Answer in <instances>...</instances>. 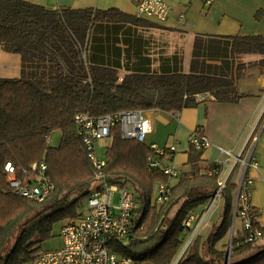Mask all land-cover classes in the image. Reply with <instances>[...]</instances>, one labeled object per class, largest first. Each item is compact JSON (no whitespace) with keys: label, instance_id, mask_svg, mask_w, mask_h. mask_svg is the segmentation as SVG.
<instances>
[{"label":"trees","instance_id":"trees-1","mask_svg":"<svg viewBox=\"0 0 264 264\" xmlns=\"http://www.w3.org/2000/svg\"><path fill=\"white\" fill-rule=\"evenodd\" d=\"M137 20L114 8L49 9L25 0H0V50L22 59L20 77H0V264L35 262L55 224L82 214L79 204L92 193L97 170L77 114L180 110L196 106L198 93L237 102L245 95L237 84L244 67L238 55L258 53L264 66V35L199 34L189 70L175 56L153 68L151 61L142 62L137 45L126 43L125 56L139 60L126 62L130 72L121 79L120 40L114 29L119 25L114 23ZM56 131L60 142L52 145L48 138ZM110 136L102 172L112 183L129 184L140 205L137 228L118 252L131 257V264H172L193 230L185 219L202 212L219 188V166L206 163L203 151L192 146L188 168L180 170L170 184L169 199L159 205L155 189L169 178L149 166L150 145L124 138L119 123ZM9 161L19 174L34 162H46L54 191L40 202L16 193L7 182ZM235 190V183L228 182L222 191L221 223L205 238L198 235L179 264H264V226L257 220L253 224L261 229V238L248 241V231L235 233L229 261Z\"/></svg>","mask_w":264,"mask_h":264},{"label":"crops","instance_id":"crops-1","mask_svg":"<svg viewBox=\"0 0 264 264\" xmlns=\"http://www.w3.org/2000/svg\"><path fill=\"white\" fill-rule=\"evenodd\" d=\"M25 1L40 4L49 9L89 8L108 10L114 8L118 9L123 14L140 18L141 20H137V22L114 23L119 25L115 26L114 29L118 30V40H120L118 46L121 52L118 59L120 60L119 74L121 79L126 73L130 72L126 67V62L128 60L138 62L139 60V57L136 58V56L130 55V53L125 56L124 49L127 47L126 43L137 45L138 48H136L141 53L140 57L142 62L145 64L146 60L151 61L153 68L159 67L166 58L175 56L180 58L183 69L189 70L195 38L199 34L221 37L264 35V0H212L210 3H208L207 0H169L172 6V13L170 18L164 23H158L151 20V18L138 17L135 6L136 0ZM181 13L185 14V23L179 21ZM122 18H124V16H122ZM125 39L127 41H125ZM139 45H141V47ZM245 54L258 53H243L240 54V56ZM138 66L142 65L138 63ZM237 84L240 93L245 94L237 102H219L213 98H208L203 101L196 98L198 102L196 106H190L180 110H145V115H147L146 112L150 114L147 115V117L151 120L153 126V131L149 134L152 135V137L149 141L146 140V143L149 145L155 143L165 146L177 142V150L167 155L164 161L165 163L170 162L177 165L180 170H185L188 168L190 149L193 146L189 139L190 133L196 127H202L213 142L212 146L203 151L202 158L206 163H216V160L221 156L219 148L221 146L232 150L234 154L238 155L248 146L252 135L257 132L256 130L264 116V75L253 77L248 74H240ZM241 86H245L249 88V90L241 89ZM51 139L52 135L48 138L50 144H52ZM251 147H253L254 155L259 163L258 169L251 167L249 168V172H247V174L254 179L252 206L255 209L257 222L260 223L259 225L264 226V122H262V125L259 127ZM100 159L106 162L105 157L104 159ZM229 172V167L224 168L220 178L227 177ZM240 175L241 166L238 165L228 177V182L235 183L236 185L233 211L237 199L236 195ZM178 177L171 179L170 182H176ZM99 182L100 181L96 178L93 190L98 188L100 185ZM159 184L160 183L157 184V192ZM122 185H126L132 189L129 184ZM155 197H153L154 200ZM212 197L205 205V209L202 212L196 211L191 213L198 217L205 215L201 227L193 238L194 240L198 235L205 234L207 236L213 225L219 224L222 221L221 213L214 221L205 223L213 206L219 199L215 200L214 204L210 206ZM220 198L223 199V196L221 195ZM139 206L138 203V207ZM137 215L139 216L140 213L137 212ZM234 220L235 211L233 212L231 231L228 235L230 243L229 248L230 246L232 247L234 234L244 231L243 226H241L240 229L235 227L236 221ZM186 250V244L184 243L172 264H179ZM228 258L230 261V256H228Z\"/></svg>","mask_w":264,"mask_h":264},{"label":"built area","instance_id":"built-area-1","mask_svg":"<svg viewBox=\"0 0 264 264\" xmlns=\"http://www.w3.org/2000/svg\"><path fill=\"white\" fill-rule=\"evenodd\" d=\"M212 0H207L210 3ZM136 14L138 17L148 18L158 23L166 22L172 13L169 0H136ZM181 23L186 22L185 14L179 16ZM199 100H207L206 93L195 94ZM178 115V114H177ZM83 142L88 150V157L97 170L96 178L100 185L88 197L87 212L76 219L65 221L60 235L64 245L58 249L43 250L34 264H131L132 258L118 252V247L127 240L137 228L138 202L136 195L126 185L112 183L102 172L106 162L96 155L98 140L111 135L112 127L119 123L124 138L146 142L148 135L153 131L151 120L143 110H128L115 115L93 116L88 113H79L75 118ZM189 136L191 144L197 150L204 151L213 145L212 140L202 127L193 129ZM152 155L149 157L151 168H160L169 178V182H160L155 201L158 204L166 202L170 197V180L178 177L180 169L173 163H165V157L178 148L174 142L165 146L150 144ZM221 156L216 160L219 166L220 177L224 168H230L227 177L220 178L218 190L212 197L210 206L221 197L226 187L228 177L236 166H241V175L237 187L235 202V220L239 218L244 231H248V241L261 238V229L253 224L256 213L253 211L252 194L254 179L247 172L249 168L258 169L259 163L254 155L253 147L246 146L238 155L225 147H219ZM46 162H34L30 168L19 174L15 165L10 161L5 164L7 182L19 195L43 200L51 194L55 185L49 177ZM115 194L119 201L114 202ZM204 216L190 214L184 224L191 227L192 233L186 241V248L193 242L198 229L201 227Z\"/></svg>","mask_w":264,"mask_h":264},{"label":"rangeland","instance_id":"rangeland-1","mask_svg":"<svg viewBox=\"0 0 264 264\" xmlns=\"http://www.w3.org/2000/svg\"><path fill=\"white\" fill-rule=\"evenodd\" d=\"M261 58H262V55H260V54H249V55L245 54V55H241V56L239 55L237 57V62L241 63V65L244 66L241 68L240 74H242V75L248 74V75L253 76V77H255L257 75H258V77L261 75H264V73H263L264 66L260 63ZM21 75H22V59H21V56L17 53H11V52H8L4 49H1L0 50V77L13 78V77H20ZM241 89L249 90V88H247L245 86H241ZM239 92H240V90H239ZM146 114L150 115L147 112H146ZM262 122H264V116L260 122L259 127L262 125ZM259 127L256 130L257 132L259 130ZM257 132H255L252 135V138L248 144V147H251L253 145V141H254V138H255V135ZM60 135L61 134L59 131H56L52 134V139H51L52 145H58L59 140H60ZM151 137H152V135H149L147 137V140L149 141L151 139ZM110 143H111V137H105V138L97 141V143H96V155L98 158H103V159H104V157L106 158L107 149L110 146ZM156 192H157V189H155V193H154L153 197H155ZM118 201H119V195L115 194L114 202L117 203ZM223 203H224V200L222 198H219L216 201L215 205L213 206V209L211 210V213L208 215L207 219L205 220V223L206 222L210 223L219 217V215L223 211ZM87 208H88V198H85L82 201V203L79 204V211L82 214L86 213ZM64 222H63V220H61L55 224L53 236L51 238L45 240L43 242V244L41 245L43 250L58 249L64 245L63 237L60 235L61 227H62ZM241 226H242L241 222H240L239 218H237L235 227L237 229H240ZM234 232H235V229H234ZM202 236L205 237L206 235L202 234ZM127 244H128V240H125L122 242L121 246L122 245L125 246ZM28 264H34V262H30ZM145 264H150V263H145Z\"/></svg>","mask_w":264,"mask_h":264},{"label":"water","instance_id":"water-1","mask_svg":"<svg viewBox=\"0 0 264 264\" xmlns=\"http://www.w3.org/2000/svg\"><path fill=\"white\" fill-rule=\"evenodd\" d=\"M230 250H231V246H230V248H229V256H230Z\"/></svg>","mask_w":264,"mask_h":264}]
</instances>
